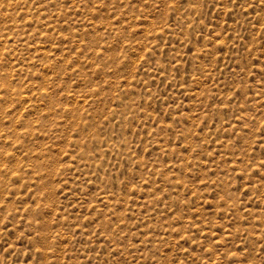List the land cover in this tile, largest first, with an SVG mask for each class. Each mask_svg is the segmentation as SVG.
Here are the masks:
<instances>
[{
    "label": "rangeland",
    "instance_id": "obj_1",
    "mask_svg": "<svg viewBox=\"0 0 264 264\" xmlns=\"http://www.w3.org/2000/svg\"><path fill=\"white\" fill-rule=\"evenodd\" d=\"M0 264H264V0H0Z\"/></svg>",
    "mask_w": 264,
    "mask_h": 264
}]
</instances>
